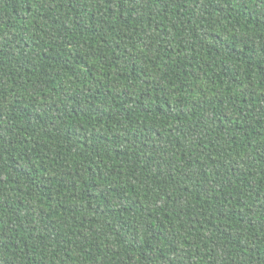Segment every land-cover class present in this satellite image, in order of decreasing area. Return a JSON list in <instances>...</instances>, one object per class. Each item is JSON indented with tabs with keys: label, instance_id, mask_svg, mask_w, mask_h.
<instances>
[{
	"label": "trees",
	"instance_id": "16d2710c",
	"mask_svg": "<svg viewBox=\"0 0 264 264\" xmlns=\"http://www.w3.org/2000/svg\"><path fill=\"white\" fill-rule=\"evenodd\" d=\"M0 264H264V0H0Z\"/></svg>",
	"mask_w": 264,
	"mask_h": 264
}]
</instances>
